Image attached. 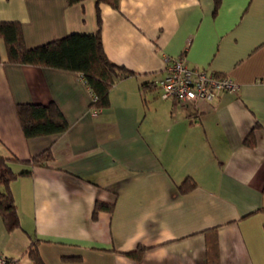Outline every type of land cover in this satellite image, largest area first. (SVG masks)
Masks as SVG:
<instances>
[{"label": "crops", "instance_id": "obj_1", "mask_svg": "<svg viewBox=\"0 0 264 264\" xmlns=\"http://www.w3.org/2000/svg\"><path fill=\"white\" fill-rule=\"evenodd\" d=\"M99 8L108 59L133 73L96 112L78 72L9 63L0 38V154L54 156L10 182L20 225L8 231L0 216V252L18 264H33L32 246L44 264H208L215 227L218 264H264V0ZM0 20L18 21L27 46L98 28L95 0H0ZM180 55L238 90L162 98L155 82ZM51 101L67 128L26 138L15 105ZM97 201L112 210L93 215ZM139 246V260L127 254Z\"/></svg>", "mask_w": 264, "mask_h": 264}, {"label": "trees", "instance_id": "obj_2", "mask_svg": "<svg viewBox=\"0 0 264 264\" xmlns=\"http://www.w3.org/2000/svg\"><path fill=\"white\" fill-rule=\"evenodd\" d=\"M81 1L83 0H67V3L72 4ZM100 3H107L113 8H118V0H95L98 27L96 31L89 33L70 32L35 46H27L21 24L18 21L0 20V38L4 40L6 45L7 62L78 72L94 96L90 105L96 109L107 108L111 86L118 78L133 72L112 63L104 51L100 31L102 22ZM15 110L26 138L58 134L67 128L65 116L53 101L49 103H17ZM244 142L249 146L254 144L250 136ZM53 159L54 156L50 147L28 159H20L14 154H0V216L8 231L20 225L16 204L10 190V182L19 176L30 175L35 166H48ZM14 163H22L23 167L16 170L13 167ZM182 188L187 189L186 181L182 184ZM101 209L111 211L112 205L97 201L93 215ZM259 210H264V208ZM209 232L207 262L208 264H218L217 258H215L217 254L215 227L206 230V233ZM211 236L214 237L213 240ZM144 250L145 247L139 246L127 254L139 260ZM29 255L33 264H44L36 247L29 248Z\"/></svg>", "mask_w": 264, "mask_h": 264}, {"label": "built area", "instance_id": "obj_3", "mask_svg": "<svg viewBox=\"0 0 264 264\" xmlns=\"http://www.w3.org/2000/svg\"><path fill=\"white\" fill-rule=\"evenodd\" d=\"M155 86L160 87L162 98L169 97L179 104L211 101L220 91L234 92L239 88V84L229 76L188 66L183 55L170 59L165 75L155 82ZM96 111L94 108L93 112ZM0 264H18V259L0 252Z\"/></svg>", "mask_w": 264, "mask_h": 264}]
</instances>
